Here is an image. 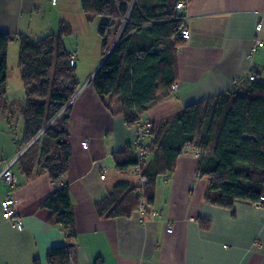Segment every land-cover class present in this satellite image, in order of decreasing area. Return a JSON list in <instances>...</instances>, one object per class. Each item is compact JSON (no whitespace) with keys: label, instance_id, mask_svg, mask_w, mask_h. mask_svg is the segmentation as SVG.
<instances>
[{"label":"crops","instance_id":"obj_1","mask_svg":"<svg viewBox=\"0 0 264 264\" xmlns=\"http://www.w3.org/2000/svg\"><path fill=\"white\" fill-rule=\"evenodd\" d=\"M58 4L59 0L51 1L62 12ZM72 4L74 9H66V13L79 19L80 32L91 24L95 32L102 18L89 19L78 0ZM34 5L35 0H0V31L24 33L19 18H31ZM184 14L189 37L175 50L176 91H168L151 105L143 120L157 122L190 103L246 88L253 69L264 81V45L251 54L256 40L264 44V0H186ZM63 43L67 48L64 38ZM89 50L91 66L85 77L81 79L77 71L82 85L73 101L71 155L62 177L75 215L77 245L72 264H264V207L245 200L235 201L231 208L206 203L203 196L208 183L196 176L198 158L192 147L178 157L170 175L158 177L152 205L158 215L135 212L108 219L97 215L95 204L116 183L135 184L138 176L134 170L126 176L117 173L111 157L112 152L135 141L134 128L110 113L89 82L101 62L98 30ZM84 51L80 47L75 51L76 67L77 56ZM10 93L5 87L8 102L0 99V173L23 151L21 117L16 119L15 132L7 123L13 112L8 103L16 101L8 99ZM22 93L16 114L25 98L23 86ZM13 172L17 178L13 187L0 178V264H45L50 248L65 244L62 229L44 206L52 183L46 173L25 180L16 165ZM8 195L17 200L14 210L22 221L21 230L3 218L1 203ZM201 219L208 224L202 226Z\"/></svg>","mask_w":264,"mask_h":264},{"label":"trees","instance_id":"obj_2","mask_svg":"<svg viewBox=\"0 0 264 264\" xmlns=\"http://www.w3.org/2000/svg\"><path fill=\"white\" fill-rule=\"evenodd\" d=\"M78 1L89 19L102 18L98 28L101 62L89 82L110 113L135 130V141L112 152L111 157L117 173L126 176L134 170L138 182L116 183L95 204L97 215L105 219L129 217L135 212L158 215L152 207L157 179L174 171L187 147L198 152L196 176L207 179L206 203L231 208L235 201L245 200L264 207L259 200L264 195V81L257 73L246 88L190 103L157 122L145 121L144 113L151 105L168 91H176L171 90L176 77L175 50L186 40L180 36L178 17L182 13L176 4L182 1L185 8L186 0ZM120 30L108 53L112 45L108 40ZM71 32L65 23L56 33L38 39L0 31V99L8 102L4 95L7 50L12 40L19 44L18 65L25 96L17 114L22 120L23 151L10 165L13 186L17 184L15 165L25 180L46 173L53 190L44 206L65 236L64 245L50 248L45 264H72L77 245L74 210L62 180L71 155L69 126L74 96L82 85L74 54L63 43V37ZM115 98L117 103L113 104ZM8 104L16 114L18 102ZM144 122H148L146 132L141 130ZM7 123L15 132L13 120L7 119ZM200 224L206 226L208 222L201 219Z\"/></svg>","mask_w":264,"mask_h":264},{"label":"rangeland","instance_id":"obj_3","mask_svg":"<svg viewBox=\"0 0 264 264\" xmlns=\"http://www.w3.org/2000/svg\"><path fill=\"white\" fill-rule=\"evenodd\" d=\"M51 1L35 0L34 8H32L31 10L33 14L32 17L29 18L28 15H21L19 18V26L24 33H29V36L33 37L34 39H38L49 33H56L62 23L70 25L72 27L71 34L65 35L63 38L67 49L73 52V54L76 53L75 51L79 47L81 48V51L85 50L84 53H81V55L77 56L79 57V60L77 62V71L79 73L80 78H83L85 77L86 72L91 66L90 64H88V61L92 57V51L89 50V48L96 38V31L98 30L100 23H97L95 25V32L93 31L92 24L89 26L87 31L80 32L79 28L81 29V23L79 24V19L76 18L74 15L68 17V14L66 13V9H70V11L74 9V6L72 4L73 0H59L58 5H61L60 8L63 9L62 12L58 11L56 8H53L51 5ZM74 2H76V0H74ZM124 19L127 20V17H125ZM109 41L110 39L108 40V42ZM18 45L19 44L17 40H12L9 44V51L7 52L8 77L5 85V87L9 91H11V93L8 95V99H11L10 97H12L15 98L17 102L23 99L22 82L20 79L19 72L20 68L18 65ZM78 92L74 97L77 96ZM9 115L12 116L11 119H13V123L16 124V119H18V115L14 113ZM194 155L197 156L198 152L196 151V154L194 153Z\"/></svg>","mask_w":264,"mask_h":264},{"label":"built area","instance_id":"obj_4","mask_svg":"<svg viewBox=\"0 0 264 264\" xmlns=\"http://www.w3.org/2000/svg\"><path fill=\"white\" fill-rule=\"evenodd\" d=\"M54 2V0H52ZM176 9L182 13V15H180L178 17V19L180 20L181 22V27H180V36L183 38V39H187L189 37V33H188V30L186 28V23H187V20H188V17L187 15L184 14L183 10H184V3L181 1V2H178L176 4ZM124 23H125V20H124ZM264 44H263V41L262 40H256L252 47H251V54L257 52V50L262 47ZM256 78V75H255V71L254 69L252 71H250V75H249V79L250 80H254ZM177 86L176 85H173L171 90H176ZM146 121V120H145ZM148 126V122H144L143 124V127L141 128L142 132H146L147 131V127ZM14 160H12L10 163H8L5 168L3 169V171L0 173V178L3 179L5 181V183L7 185L10 186H13L14 183H15V177L14 175L11 173L10 171V165L13 163ZM144 179H141V182H143ZM259 200L260 201H263L264 202V195H261L259 197ZM17 202V200L11 196H6L2 203H1V206H2V215H3V218L7 221H10L12 222L13 226L15 228H17L18 230H21L22 229V221L21 219L16 215L15 213V210H14V205L15 203ZM154 213L156 214L157 211H154ZM170 231V229H169Z\"/></svg>","mask_w":264,"mask_h":264},{"label":"water","instance_id":"obj_5","mask_svg":"<svg viewBox=\"0 0 264 264\" xmlns=\"http://www.w3.org/2000/svg\"><path fill=\"white\" fill-rule=\"evenodd\" d=\"M125 23H126V20H125ZM125 23H123V25H124ZM121 30H122V29H121ZM121 30H120V32H119V34H118L116 40H115V41L113 42V44L110 46V49H109L108 53H110V51L114 48V46H115V44H116V41L118 40V38H119V36H120ZM108 53H107V54H108Z\"/></svg>","mask_w":264,"mask_h":264}]
</instances>
